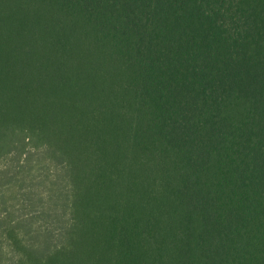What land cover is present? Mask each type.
I'll use <instances>...</instances> for the list:
<instances>
[{"label": "trees", "instance_id": "trees-1", "mask_svg": "<svg viewBox=\"0 0 264 264\" xmlns=\"http://www.w3.org/2000/svg\"><path fill=\"white\" fill-rule=\"evenodd\" d=\"M0 162V264H264V0H0Z\"/></svg>", "mask_w": 264, "mask_h": 264}, {"label": "rangeland", "instance_id": "rangeland-1", "mask_svg": "<svg viewBox=\"0 0 264 264\" xmlns=\"http://www.w3.org/2000/svg\"><path fill=\"white\" fill-rule=\"evenodd\" d=\"M1 167H2V163L0 162V168ZM41 172H43V171H41ZM38 186L41 187V190L43 191V186L42 185H38ZM21 202H22V200H21ZM9 209H10V211H9L10 215L12 217H14L15 219H17V218L21 219L22 217H24V216H26L28 214V209L25 208L24 206H20L18 204H15L14 206H12ZM11 216H10V219H11ZM34 223H35L36 226L43 227L42 225L48 224L49 222L48 221H38V218H36ZM0 241H2V237L0 238Z\"/></svg>", "mask_w": 264, "mask_h": 264}]
</instances>
